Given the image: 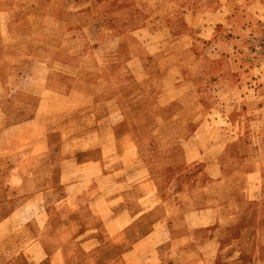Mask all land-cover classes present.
<instances>
[{
  "label": "crops",
  "instance_id": "1",
  "mask_svg": "<svg viewBox=\"0 0 264 264\" xmlns=\"http://www.w3.org/2000/svg\"><path fill=\"white\" fill-rule=\"evenodd\" d=\"M52 1L40 15L0 0V264H81L89 253L93 264H178L193 252L214 263L237 244L230 226L245 208L217 215L227 167L249 162L247 203L264 170L238 116L264 94L259 64L240 54L264 0ZM178 118L192 132L178 143L182 178L167 186L139 157L155 142L136 129ZM69 225L77 252L47 250L44 238Z\"/></svg>",
  "mask_w": 264,
  "mask_h": 264
},
{
  "label": "rangeland",
  "instance_id": "2",
  "mask_svg": "<svg viewBox=\"0 0 264 264\" xmlns=\"http://www.w3.org/2000/svg\"><path fill=\"white\" fill-rule=\"evenodd\" d=\"M52 3V0H27V2H25L27 8L31 10V12L40 15L43 10L49 9V6L52 5ZM68 3H71V1L69 0ZM59 16L70 21L75 19L74 16L71 18H69V16ZM34 20L36 27L46 24V18H42V16H35ZM259 23L260 24L255 26L251 32L244 34V40L240 47V54L243 59L258 63L260 71L259 75L261 78H264V19H261ZM259 84L264 91V81ZM259 100L260 101L258 102H260L261 106L258 108L254 106L256 103L255 99L248 100L252 104L251 111L242 112L238 114V116L239 120L243 122L247 120L246 123L248 125L245 129V136L254 141L252 149L254 150L257 148L259 155H261L264 161V94ZM136 107L137 106H133L130 113L131 115L135 113V110L133 109H136ZM186 116H189V114ZM138 121L146 125L136 129L141 141L148 139L151 142H155V144L141 145V154H139V157L143 159L149 168L153 169L158 166L159 169H162L164 172L162 181L163 183L165 182L167 186L176 183L175 180H181L182 177L178 176V174H181L185 164L183 161V149L178 143L188 137L192 130L179 128V126L184 123L182 118H178L175 121L178 128L172 127L171 123L161 128H151L148 122L154 121V119H146V121L144 119H139ZM226 121L229 130L234 132L239 130L237 126L231 128L229 125L230 121L228 119ZM249 122H251V124ZM227 133L230 134L229 132ZM246 152H249V147H247ZM243 162L244 164L242 167H237L239 162L238 164L234 163L235 165H232V167H227L226 171L230 177L225 183L227 188L221 197L225 208L220 209L219 212L217 209V215L226 222L231 218L232 212L234 211V209L231 208L233 205L232 202L240 201L242 206L245 207L239 210L241 214L235 221L236 223L230 226L235 231L234 237L236 236L237 238V244L229 245L232 240H229V242L226 241L225 245L227 251L219 252L214 263L210 262V264H264V170L261 175L252 179L251 182L253 190L258 198L247 203L245 188L250 184V181L246 176V173L250 169V164L248 161L245 162L243 160ZM193 170L198 172L201 170V166L196 165L193 167ZM167 193H164V195H167ZM54 200L57 201V196L51 197L50 201ZM172 203L173 202H170L168 205L169 211L173 208L171 205ZM73 226L74 225L62 227L60 228L62 232L54 231L51 232L52 234L50 233L49 237H45L43 244L47 247V250L52 251L63 248L62 252H77V239L75 240L71 238V236L75 237V234L72 235V230H74ZM218 226L219 225L216 226V232L219 231ZM220 231L222 230L220 229ZM122 244L121 240L117 241V251L115 252H121L123 249L122 246H125L126 243L124 242V244ZM177 244L178 243H176V246ZM105 245L107 246H104L101 250L105 251L111 248L110 242H106ZM179 246L181 245H178V247ZM188 247H193L194 249L199 250L197 245L190 244ZM40 250L43 252V249ZM237 250H239V252H234ZM202 253L203 252H193V256L189 255L188 260L185 258L179 260L178 264H208L203 260ZM74 259L76 260V258L73 257L68 258V263L72 262ZM94 259L95 257L89 253L87 256H84L80 262L81 264H93ZM101 260L103 261V263L100 262L101 264L107 263L106 259ZM21 263L24 264V262Z\"/></svg>",
  "mask_w": 264,
  "mask_h": 264
}]
</instances>
